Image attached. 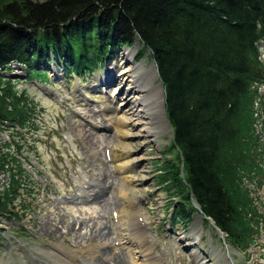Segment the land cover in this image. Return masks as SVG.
<instances>
[{"label":"trees","instance_id":"1","mask_svg":"<svg viewBox=\"0 0 264 264\" xmlns=\"http://www.w3.org/2000/svg\"><path fill=\"white\" fill-rule=\"evenodd\" d=\"M260 41L264 0H11L0 6V130L21 137L42 113L8 76L13 63L25 80L49 81L52 62L66 76L86 77L113 49L138 43L157 65L173 129L174 159L156 162L157 184L179 198L169 204L173 221L187 225L194 200L226 242L246 252L264 228L247 187L264 179ZM21 148L15 140L0 145V219L27 212L21 191L29 193L32 179L13 152Z\"/></svg>","mask_w":264,"mask_h":264},{"label":"rangeland","instance_id":"2","mask_svg":"<svg viewBox=\"0 0 264 264\" xmlns=\"http://www.w3.org/2000/svg\"><path fill=\"white\" fill-rule=\"evenodd\" d=\"M9 1L0 0V6ZM123 47L113 49L105 67L97 70L92 80L66 77L58 67L57 75L51 76V86L25 80V69L12 64L8 75L20 79L18 87L28 89L42 106V113L37 133L23 131L20 137L10 130H0V145L20 141V152H13L34 179L31 195L24 196L26 215L0 219V264H69L58 254L61 251L54 245L58 241L75 251L72 260L77 264H100L101 258L106 264H264V238L249 251L241 252L229 245L198 210L187 225L175 222L171 227L167 219L172 212L169 204L179 198L156 182V162L175 155L174 150L167 152L170 127L148 132L137 123L125 127L126 131H116L119 121L111 98L124 85H119ZM128 47L136 48L134 61L142 63L149 73V55H140L138 43ZM259 48L264 60V41ZM95 78L100 82H94ZM105 78L119 80L104 88L101 82ZM158 83L156 76L152 85ZM260 89L264 100V86ZM106 148L111 160L105 157ZM6 179V174L1 175V183ZM81 182L89 184L94 199L86 197L89 189ZM256 186L247 183L257 196L259 210L264 212V181ZM114 205L128 222L118 229L120 237L124 234L128 238L129 234L128 242L133 244L123 247L124 255L112 250L109 228ZM136 215L147 222L143 230L136 223ZM85 229H90L93 236L85 234ZM197 232L199 238L190 244ZM144 233L149 239L146 243Z\"/></svg>","mask_w":264,"mask_h":264},{"label":"bare ground","instance_id":"3","mask_svg":"<svg viewBox=\"0 0 264 264\" xmlns=\"http://www.w3.org/2000/svg\"><path fill=\"white\" fill-rule=\"evenodd\" d=\"M135 54L136 48H125L121 60L123 68L121 70L120 78L118 77L120 79L119 85H124L121 87V89H119L116 95L108 96V98L113 96L111 98L113 102L111 101V103L114 104L113 109L117 111L116 115L119 122L116 125V131L118 133L126 131L124 129L125 127L129 125L135 126L137 123H142L144 126L143 130L148 132H152L155 129H163L164 126H168L166 115L164 113L163 91L161 84L158 83L157 85H152L153 78H156V67L154 63H152L150 71L147 73L142 63H137L134 61ZM108 72L110 73V71ZM118 78H105L104 83L101 82V84L104 85V88L105 86L108 88L114 82V80L118 81ZM97 81L100 82L99 78L94 79V82ZM127 132L131 133V130H127ZM115 218H117V220L119 219L118 228L128 224L124 215L120 214L118 216L117 214L115 215ZM51 233L55 237L56 234L53 232ZM198 238L199 232L195 233L193 242L189 243H194V241ZM125 239L127 240V238ZM115 242L116 244L114 250L123 252V246L121 245L122 239L119 240L118 237H116ZM54 245L59 251H61L58 252V254L66 259L69 264H77L72 260L76 254L74 250L62 247V243L59 241L55 242ZM128 253L131 254L130 251H128ZM102 254L106 255L108 253L102 252ZM130 258L131 261L134 262L133 257L131 256ZM99 263L106 264V262L104 263L103 258L100 259Z\"/></svg>","mask_w":264,"mask_h":264},{"label":"water","instance_id":"4","mask_svg":"<svg viewBox=\"0 0 264 264\" xmlns=\"http://www.w3.org/2000/svg\"><path fill=\"white\" fill-rule=\"evenodd\" d=\"M123 48H129L128 46H124ZM146 54H148V52H146ZM151 63H154V65H155V67H156V76L158 77V69H157V65H156V63H155V61H154V59H151ZM159 82H161L160 80H159ZM161 84V83H160ZM162 87V86H161ZM163 90V89H162ZM163 97H164V94H163ZM164 105V104H163ZM164 113H165V107H164ZM166 121H167V124L169 125V121H168V119H166ZM171 133L173 132L172 130L170 131ZM193 205L196 207V209L198 210V212H201V209H200V207H199V205L193 200ZM171 218H172V214L170 215V217H169V220H171ZM207 219H209V221L211 222V223H213V220L211 219V218H209V217H206ZM215 228H217V227H215ZM217 230H219L220 231V229H218L217 228ZM220 234L222 235V232L220 231Z\"/></svg>","mask_w":264,"mask_h":264}]
</instances>
